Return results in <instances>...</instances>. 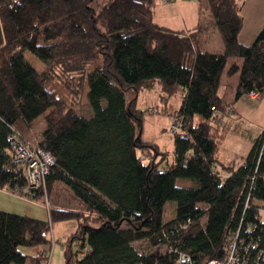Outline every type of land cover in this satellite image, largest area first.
Instances as JSON below:
<instances>
[{"label":"trees","instance_id":"1","mask_svg":"<svg viewBox=\"0 0 264 264\" xmlns=\"http://www.w3.org/2000/svg\"><path fill=\"white\" fill-rule=\"evenodd\" d=\"M156 1L108 0L97 9L94 0H0V188L49 210L40 219L0 209V264H49L52 225L69 220L77 223L70 240L79 250H67V264H177L170 246L203 264L223 258L239 229L256 264L264 249V129L241 165L226 164L217 113L233 108L220 94L224 76L239 74L234 101L264 95V27L244 44L245 0H206L225 46L214 52L202 45L203 26L185 32L155 22ZM27 50L47 63L44 71L26 59ZM52 79L72 98L49 89ZM86 80L91 117L76 111ZM157 84L163 99L181 100L168 113L180 125L171 132L172 153L143 138L150 110L138 107L139 94ZM39 121L35 143L28 136ZM14 133L54 156L46 192L26 191L24 168L10 154ZM179 178L196 186H179ZM60 182L82 209L61 203ZM170 202L175 217L166 219ZM139 240L166 250L141 252ZM23 246L43 249L28 254Z\"/></svg>","mask_w":264,"mask_h":264},{"label":"rangeland","instance_id":"2","mask_svg":"<svg viewBox=\"0 0 264 264\" xmlns=\"http://www.w3.org/2000/svg\"><path fill=\"white\" fill-rule=\"evenodd\" d=\"M103 1L108 0H94L93 4L97 9L101 8V5ZM196 2L201 3V19L204 30L200 34V38L203 41L202 45L203 47H214L216 45L217 40H222V35L220 31L217 28V25L215 23V20L213 18V15L211 11L208 8V4L206 0H196ZM183 5H185L183 3ZM200 6V5H199ZM172 20L176 21L177 19L175 17H172ZM204 43V44H203ZM215 48V47H214ZM26 59L39 71H44L47 67V63L40 59L35 53H33L30 50L25 51ZM101 59L93 60L86 68V72L92 71L96 65L101 62ZM235 79V75L229 77V80H231V84L233 80ZM47 87L49 89H52L54 91H57L59 94H63L65 98H72V94L70 93L71 90H68L67 87L63 84L62 81L59 79H52L51 82L48 83ZM89 83L88 80L85 81L84 85V91L81 99L80 105L76 107V111L78 114L84 116V117H91L94 114V111L90 105L89 101ZM236 90L234 88V85H230L228 89H226L225 99L226 102H232L231 106H233V109H237L238 114L234 115L232 107L226 108V111L224 113H217L219 120L222 124V126L225 127V136L223 138V143L221 147L220 153H222V156H225L223 154L227 153L230 155H233L234 152H239L243 156H238V161L242 160L244 156L247 155L248 151L251 149L252 144L254 142V139H256L260 133L263 131V128L261 130V126L264 127V102L259 104V108L256 109L255 105L257 104V100L250 99L247 96H244L243 98H240L238 101H234L233 91ZM146 93H142L140 95L139 99V105L142 108H148L151 106V102L143 98ZM153 94V93H152ZM260 99V96H259ZM232 116L231 117V125L228 126V124H224L223 117L224 115ZM171 120L170 115H165V119L163 120L165 124H169ZM42 122L39 121L37 126L34 128L32 134L28 137L35 143H37L40 139V136L38 137V132L40 131ZM171 127V123L169 125ZM169 132H171L170 129H168ZM261 131V132H260ZM172 134V133H171ZM165 137L167 138L164 140V145L167 150L170 151V153L173 152L172 147V140L165 134ZM227 137V138H226ZM168 139L170 141H168ZM170 145V146H169ZM237 164V163H236ZM238 165V164H237ZM177 184L179 186H196V182L190 179L186 178H179L177 180ZM57 197H59V200L62 204H65L67 207L72 209H82L81 205L82 202L77 198V196L74 194L72 189L60 182L57 187ZM42 204V203H41ZM262 205H264V202H261ZM41 216H37L36 218L43 219L41 217H48V209L45 207V205H40L39 207ZM175 204L173 202L167 203L165 206V218L171 219L175 217ZM34 217V216H33ZM76 221L69 220V221H59L55 222L52 226V238H53V245H49L51 247L50 251V262L49 264H67V258H66V252L67 250H72L74 253H77L79 248L77 241H71L72 233L76 230ZM136 247L144 253H150V252H158L163 253L166 250L165 246L162 247H150L149 243L146 240H139L136 242ZM37 246L29 247V246H23L21 247V250L28 254H34L37 251Z\"/></svg>","mask_w":264,"mask_h":264},{"label":"crops","instance_id":"3","mask_svg":"<svg viewBox=\"0 0 264 264\" xmlns=\"http://www.w3.org/2000/svg\"><path fill=\"white\" fill-rule=\"evenodd\" d=\"M183 3L185 5H183ZM153 9H154L155 22L170 29L192 32L195 29L199 28V26H202L200 6L199 3L196 2V0H169V1L157 0L154 4ZM242 14L244 17V27L240 33L239 38L242 43L251 44L254 42L261 29L264 27V0H245V2L243 3ZM172 17H175L177 20L176 21L172 20ZM201 42L203 41L201 40ZM214 47H210V48L204 47V48L214 52H223L225 49L223 40L221 39L217 40V43L216 45H214ZM237 61H239V63L241 62V60H237ZM238 80H239V74L237 73L235 75V79L232 82L235 89L237 88ZM232 84H231V80H229V77L224 76L223 84L220 89V94L224 96V98L226 94V89H228V87ZM142 93H146L145 96L143 97L146 100L145 102H147V100L151 102L150 107L143 108L150 110L149 112H146L144 115V122H143L144 140L147 142H155L159 145V147L162 150L169 151L166 149L164 143H162L164 142V140L167 139L165 137V134H167V136L172 140V147L174 149L173 135L168 130L170 123H172L173 117L171 116V120L169 124L163 123L164 122L163 120L165 119V115H168V113L172 112L174 109L180 106L181 100L178 98H173L170 100V102H168L167 100L163 99L161 96V88L159 84H157L152 89L141 91L139 94V99ZM232 94L235 97L236 90H234ZM245 96H247L250 99H254L250 94H247ZM139 99H138V107L142 108L139 105ZM262 102H264V95L260 97V99L258 98L257 104L255 105L256 109L259 108V104H261ZM238 112L239 111H237V109L235 110L233 109L232 111L234 115L238 114ZM228 115L226 114L222 117L224 124H228L229 126L231 125L232 122L231 120L232 116H228ZM262 128L264 129L263 125L261 126V130ZM168 141L170 140L168 139ZM223 155L225 156H222V153H220V159L226 164L237 163L238 165H241L243 162L242 160L237 162L238 156L241 155V153L239 152H234L233 155L227 153ZM42 204L41 202L37 200H33L29 196L22 194L20 192L10 190L7 188H0V209L18 214L37 217V216H41L38 213L40 212L39 207ZM175 208H176V204H175ZM41 218L48 219L49 211H48V217L46 216ZM76 225L77 223L75 224V226ZM37 248L38 249L34 254H38V252L41 249H43L42 246H37Z\"/></svg>","mask_w":264,"mask_h":264},{"label":"built area","instance_id":"4","mask_svg":"<svg viewBox=\"0 0 264 264\" xmlns=\"http://www.w3.org/2000/svg\"><path fill=\"white\" fill-rule=\"evenodd\" d=\"M250 95L257 99L260 94L257 91H253ZM214 109V107H213ZM217 111V110H216ZM180 125L178 123H172L170 130L172 133H176L179 130ZM11 142V156L13 160L24 168V174L27 179L26 191L43 188L46 192V177L51 171V168L55 165V158L48 150L38 147L31 142L23 141L19 134L14 133L10 136ZM47 200V206L50 202ZM249 200L246 202L248 207ZM264 211V208L262 209ZM241 230H237L236 233L230 236L228 244V251L223 258L211 257L206 259L203 264H249L252 259L253 253L250 252L252 245L246 246L244 239L241 237ZM170 252L177 255V264H196L191 255L182 251L181 249L170 246ZM256 264H264V249L260 250L255 257Z\"/></svg>","mask_w":264,"mask_h":264}]
</instances>
